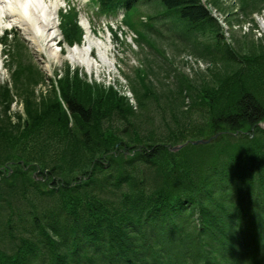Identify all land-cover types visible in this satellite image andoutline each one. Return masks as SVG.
I'll use <instances>...</instances> for the list:
<instances>
[{
	"label": "trees",
	"instance_id": "obj_1",
	"mask_svg": "<svg viewBox=\"0 0 264 264\" xmlns=\"http://www.w3.org/2000/svg\"><path fill=\"white\" fill-rule=\"evenodd\" d=\"M92 1L110 9L131 7L136 0ZM160 1L198 32L193 41L214 57L212 62L221 57L236 63L241 48L235 38L236 47L223 42L200 0ZM253 1L264 5V0ZM76 16L73 7L59 12L62 40L70 45L81 42ZM7 37L8 32L2 37L5 46L11 43ZM260 48L255 45L244 62L236 63L238 69L221 77L199 83L181 76L182 105L176 111L199 112L205 119L196 121L195 129L186 123L162 136L144 130L149 113L141 108L146 99L138 100L136 110L112 88L84 81L68 66L50 79L49 93L37 102L32 86L44 81L42 73L19 57L9 68L11 83H0V210L7 215L2 225L9 226L15 214L19 220L27 216L42 237L39 242L54 256L57 245L76 242L79 228L98 230V238H92L96 247L88 257L90 264H101L100 260L128 264L130 257L146 264L145 255L159 261L164 253L183 255L194 248L201 264H215L212 259L221 253L225 264H264L260 253L264 129L259 126L264 121V89L257 85H264V49ZM17 55L10 53L12 59ZM23 84L30 87L26 94L21 92ZM14 95L22 96L16 121L7 109ZM186 98L189 103L182 109ZM177 131L182 133L178 136ZM219 131L208 144L186 145L175 152L167 147ZM122 144L128 154L121 150ZM132 149L136 150L130 155ZM44 170L60 182L52 185L50 178L35 179V173ZM24 240L18 239L13 254L0 250V264H26L19 263L17 255L28 250ZM67 256L51 264H64Z\"/></svg>",
	"mask_w": 264,
	"mask_h": 264
},
{
	"label": "rangeland",
	"instance_id": "obj_2",
	"mask_svg": "<svg viewBox=\"0 0 264 264\" xmlns=\"http://www.w3.org/2000/svg\"><path fill=\"white\" fill-rule=\"evenodd\" d=\"M53 1L56 2L59 8L67 5V3L76 6L79 11L80 22L85 27L83 39L89 25L94 31V36L90 35V37L94 41L101 38L105 42L106 55H103L104 52L99 53L98 47L94 45L92 58H89V61L86 59L91 66L85 60H73L67 55V47L59 50L58 46V54L56 53L55 58L53 55L46 56L45 53L39 52L30 46V42L24 37L19 28L12 26L14 28L11 30H14V32L7 39V42L11 43L7 46L1 44L2 69L0 70V83L2 81V83L10 84L11 70L9 68L14 67L15 61L19 57L25 58V61H31L42 73L44 81L32 86L34 90L33 98L40 102L49 93L52 86L50 79L53 76L62 75L68 66L71 71H78L80 75L78 77L84 81L91 84L96 83L105 89L112 88L118 94L124 96L129 104L137 107L136 110H139L138 100L141 98L146 99L144 108H141L142 111L149 113V119L144 122V130L156 136L176 132L182 124L186 123H189L190 127L195 129L194 126L198 125L196 121L205 119L199 112L180 113L176 111L177 109L180 110L178 106L182 105L178 96V82L181 76L184 75L199 83H202L205 79H215V77H221L226 72L231 71L232 73V71L238 69L240 66L237 64L248 58L247 52L252 51L255 45L260 44V49H264V20L261 19V15H264L263 1L207 0L212 4L210 8L216 27L223 36L227 34L225 41L228 40L230 44H233L232 40L235 38L237 45L241 48L237 47V49H240L236 52L235 60L237 64L233 60L221 57L215 58V61L212 62L210 58L214 57L209 52L205 53L204 48L200 52L195 48L196 46H191L190 41L180 36L182 24L180 21L177 22L180 17L160 15L166 12V7L158 0L140 1L133 8L127 10L126 25L131 29L124 26L121 13L114 16L100 14L96 12L98 11L97 5H92L89 0H46L48 3ZM100 12L115 13L113 10L109 11L107 7L101 8ZM151 16L152 19H149ZM142 17H145L146 20ZM56 22L58 23V17L57 21L55 20ZM131 31L136 36L138 34L139 37L135 38L133 32V35H130ZM191 35H187L188 39ZM82 42L83 40L78 44L80 45ZM16 44L17 47L19 46L18 50H16ZM214 44V41H210V47H213ZM192 49L195 50V53L192 52ZM259 51L256 53L257 55H260ZM10 53H18V55L12 59ZM258 83L257 85L264 89L263 82ZM133 85H136L137 88H132ZM29 89L30 87L23 84L21 92L26 94ZM188 103L189 100L186 98L182 109H186ZM40 107L44 108V105H40ZM7 109L11 119L16 121V113L22 110V96L14 95L13 102L10 103ZM180 133L182 131H177L178 136ZM206 138L203 137V139ZM187 139L197 140L202 139V137ZM192 140H189L187 145H203L193 144L191 143ZM118 145L119 143L116 144V147ZM121 150L126 154L129 153L124 144H122ZM0 211L2 214V209ZM6 218V214L0 215V250L2 252L7 254L17 252L18 239L23 238L24 241H27L36 249L33 253H40V257L50 253L49 246H44L43 243L39 242V238L42 237L37 233L36 227L31 225L27 216L24 220H19V216L15 214L12 223L8 224L9 226L2 225L3 222L5 223ZM11 234L14 235L13 239H11ZM213 245L215 244L213 243ZM86 246L90 249L89 254L87 255L88 251L86 253L85 251L81 252L85 256H93L92 250L95 247L88 243ZM155 248L160 251L161 247L157 246ZM206 249L208 250L209 247L206 246ZM194 250L197 252L196 248ZM195 251L183 255L164 253L156 264H164V262H169V264H201V260L196 257ZM40 257L39 255L32 256L26 264H44ZM76 258L81 259L83 263L86 261L82 254H79ZM223 259V253L216 254L212 262L225 264ZM146 260L149 263L152 262L148 256ZM104 261L100 260V263L104 264ZM88 264L90 263L88 262Z\"/></svg>",
	"mask_w": 264,
	"mask_h": 264
},
{
	"label": "bare ground",
	"instance_id": "obj_3",
	"mask_svg": "<svg viewBox=\"0 0 264 264\" xmlns=\"http://www.w3.org/2000/svg\"><path fill=\"white\" fill-rule=\"evenodd\" d=\"M56 7L57 4L55 1L46 2L44 0H0V35L2 31L10 26H15L19 28L24 35V37L30 42V46L35 48L37 51L45 53L46 56L53 55L54 58L57 56L58 46L59 50H63L64 47H67V55L70 56L73 60H85L88 64L89 53L92 54V48L96 45L99 49V53L104 52L106 55L107 49L105 48V42L98 38V41H94L90 37V27L87 26V33L83 42L79 44H68L63 40L59 39V34L57 32V25L55 23L56 18ZM5 18H7L5 20ZM264 20V16L261 17ZM1 44L0 42V70L2 69V59H1ZM3 45V44H2ZM57 53V54H56ZM88 61H87V60ZM81 62V61H80ZM88 65L91 66L89 63ZM42 174L38 172L35 173V179L48 180L49 183H59L60 178L58 176L49 177L46 170ZM53 178V180H52ZM53 185V184H52ZM1 191V190H0ZM6 206L8 202H5ZM100 235V232L95 229L89 228H79L76 233V242L71 243L68 241V246L63 247L57 245L55 248L58 249L56 256L51 255H42L40 253H32L33 250H36L31 244H28V250H23L18 252V262H26L30 260L32 256L40 257L42 263L51 264L52 261L59 262L62 260V257L68 254L67 259H63L64 264H88V254L89 248H87V243L96 247V244L92 242V238L96 239ZM69 238V237H68ZM81 251L87 252L85 256ZM94 251V249L92 250ZM149 251H147L148 253ZM79 254H82L85 257V263L81 259L76 258ZM149 259L153 256L150 254L147 255ZM127 259V258H126ZM50 260V262H49ZM128 264H142L141 261H136L134 258H128L126 261Z\"/></svg>",
	"mask_w": 264,
	"mask_h": 264
},
{
	"label": "water",
	"instance_id": "obj_4",
	"mask_svg": "<svg viewBox=\"0 0 264 264\" xmlns=\"http://www.w3.org/2000/svg\"><path fill=\"white\" fill-rule=\"evenodd\" d=\"M262 127L264 128V123H263ZM216 136H217V134L212 135V136H210L209 138H206V139H203V138H202V139L192 140L191 143H193V144L207 143V142L212 141V139H214ZM182 145H183V144H180V145H177V146H173L171 149H172V150L178 149V148L181 147Z\"/></svg>",
	"mask_w": 264,
	"mask_h": 264
}]
</instances>
